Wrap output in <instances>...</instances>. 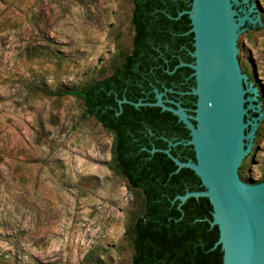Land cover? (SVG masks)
<instances>
[{
	"label": "rangeland",
	"instance_id": "rangeland-1",
	"mask_svg": "<svg viewBox=\"0 0 264 264\" xmlns=\"http://www.w3.org/2000/svg\"><path fill=\"white\" fill-rule=\"evenodd\" d=\"M132 8L129 0H0V264H131L132 194L107 166L111 135L83 116L81 101L41 87L97 75L117 38L131 39ZM34 46L47 54L31 57ZM247 46L264 76V28L249 29ZM259 112L248 181L264 167Z\"/></svg>",
	"mask_w": 264,
	"mask_h": 264
},
{
	"label": "trees",
	"instance_id": "trees-1",
	"mask_svg": "<svg viewBox=\"0 0 264 264\" xmlns=\"http://www.w3.org/2000/svg\"><path fill=\"white\" fill-rule=\"evenodd\" d=\"M129 1L133 5L131 39L117 38L114 52L97 75L71 86L41 88L47 95L81 101L83 116L95 118L112 136V157L107 166L132 194L124 232V241L131 248V264H223L224 251L221 245L215 246L220 232L211 224L213 205L209 198L192 196L182 205L176 198L187 191L205 189L201 177L191 168L178 169L166 152L151 151L154 147L170 148L183 161L196 160L193 145L185 143L191 137L190 130L176 114L160 106L120 103L122 99L156 101L155 87L162 89V80L169 84L179 75L184 81L193 70L186 65L176 68L181 61L194 60L190 53L194 36L188 32L191 19L188 14L176 18L180 11L191 8L192 0ZM258 13L263 24H250V30L264 28V9L258 8ZM27 51L31 57L47 54L39 46ZM238 57L247 72L241 54ZM194 78L181 82L179 90H190V84H196ZM191 96L197 100L196 95ZM259 135L263 134L258 131ZM248 164L245 159L240 172L247 181ZM259 181H264V167Z\"/></svg>",
	"mask_w": 264,
	"mask_h": 264
},
{
	"label": "water",
	"instance_id": "water-1",
	"mask_svg": "<svg viewBox=\"0 0 264 264\" xmlns=\"http://www.w3.org/2000/svg\"><path fill=\"white\" fill-rule=\"evenodd\" d=\"M258 8L264 9V0H192L191 8L176 16L188 14L191 19L188 32L194 36L190 51L194 60L181 61L176 68L186 65L193 69L196 85L189 93L197 96L194 114L180 102L166 99L158 88L156 101L120 100L170 110L190 130L191 137L185 143L193 145L196 160L183 161L170 148L154 147L151 151L166 152L178 169L191 168L201 177L205 189L187 191L176 198L179 205L192 196L209 198L213 205L211 224L220 232L215 246L221 245L224 251L223 264H264V181L258 182L256 172L251 181L240 175L244 160H249L248 168L257 155L258 131L262 134L263 130L259 125V111H264L262 63L249 46L240 49L248 25L263 24ZM239 54L247 72L241 67ZM255 106L259 114L251 118L250 110L256 111Z\"/></svg>",
	"mask_w": 264,
	"mask_h": 264
},
{
	"label": "flooded vegetation",
	"instance_id": "flooded-vegetation-1",
	"mask_svg": "<svg viewBox=\"0 0 264 264\" xmlns=\"http://www.w3.org/2000/svg\"><path fill=\"white\" fill-rule=\"evenodd\" d=\"M246 5L247 4H242L240 6L243 7V6H246ZM192 61H193V59L192 60H188V62H192ZM102 66L103 65H101L100 70H102ZM241 67H242V63H241ZM192 72H193V70L188 75L185 76L186 79L184 81L182 79H179L180 78L179 75H175V78H173V80H170L169 84L165 83L163 80L161 81L162 89H159L158 87H155V88H158L160 92H164V97L166 99H172L174 101L180 102L181 105H183L184 107L187 108V111L189 113L194 114L195 112L193 111V109L196 107V105H195L196 104V100L194 98H192V96H191L192 94L189 93V91H191V89L196 84L195 85L190 84L191 89L188 90V91H180L179 90V86H180L181 82L184 83L185 81H188V82L192 81V78L194 77L192 75ZM99 78H100V81L104 80V75H103L102 71H100ZM164 80L166 81V79H164ZM177 80L179 82H176ZM250 81H252V79H250ZM101 88H103V84H101ZM180 92L183 93V95H185V96L182 97L181 96L182 94H180ZM182 102H184V103H182ZM168 104L176 106V105H174L171 102H169ZM250 113H251L250 114L251 118L258 115L257 114L258 112L255 111V110H250ZM100 124L103 126L102 123H100Z\"/></svg>",
	"mask_w": 264,
	"mask_h": 264
}]
</instances>
